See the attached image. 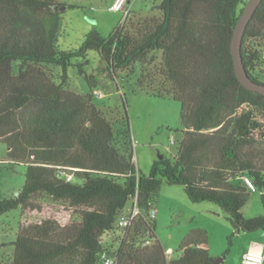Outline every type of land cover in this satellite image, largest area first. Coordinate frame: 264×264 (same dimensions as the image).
I'll return each instance as SVG.
<instances>
[{
  "label": "trees",
  "instance_id": "obj_1",
  "mask_svg": "<svg viewBox=\"0 0 264 264\" xmlns=\"http://www.w3.org/2000/svg\"><path fill=\"white\" fill-rule=\"evenodd\" d=\"M246 2L160 0L154 15L128 16L107 36L93 29L81 45L63 50V11L55 6L66 4L0 0V141L7 162L27 166L24 186L0 197V216L21 208L36 217L0 242V250L13 248L0 264H104L106 256L117 264H212L204 228L189 231L168 257L151 216L164 182L184 186L192 202L219 205L233 235L264 231V213H243L251 192L245 176L261 190L264 208V95L240 83L231 51ZM263 45L264 0L242 42L246 69L261 83ZM92 50L100 57L96 72L87 70ZM72 66L89 93L70 89ZM123 72L136 76L135 90L182 102L177 155L157 159L147 174L134 162L128 95L111 112L94 101L100 78L117 80ZM132 201L140 211L120 227Z\"/></svg>",
  "mask_w": 264,
  "mask_h": 264
},
{
  "label": "rangeland",
  "instance_id": "obj_2",
  "mask_svg": "<svg viewBox=\"0 0 264 264\" xmlns=\"http://www.w3.org/2000/svg\"><path fill=\"white\" fill-rule=\"evenodd\" d=\"M67 7L63 11V21L59 46L63 50L78 47L85 40L88 32L99 30L103 35L111 32L127 20L126 10L110 9L111 0H59ZM129 9L150 12L160 0H132ZM248 1V0H246ZM131 16V13H130ZM129 16V17H130ZM128 17V18H129ZM88 72L97 71L100 57L97 51H90ZM264 71V45L261 48ZM56 73L60 69L55 70ZM69 87L80 93H89L87 81L79 75L74 66L69 68ZM121 73L117 80L105 76L95 90L94 101L106 112L122 109L121 96L128 95V113L134 136V162L143 173H149L154 161L166 156L173 158L184 136L181 112L182 102L169 96L158 97L146 90L136 89V76L129 79ZM264 81V75L261 76ZM102 94V95H100ZM174 141V142H173ZM8 146L0 141V197H10L19 191L26 182L27 166L23 162L10 164L6 161ZM5 162V163H4ZM264 191V189H263ZM157 211L156 236L163 246L169 250L168 257L177 255L186 234L195 228H204L208 232L210 254L215 259H223L220 264H240L239 254L245 247L242 235L234 234V228L219 205L210 202H192L182 185L164 182L157 200L154 203ZM49 213H55L57 207L46 205ZM264 208L261 202V190L250 192V198L243 212L259 215L258 210ZM250 210V211H249ZM262 213V214H263ZM34 215H22L21 208L11 210L0 216V242H9L17 234L19 224L35 220ZM259 232L261 235L263 231ZM264 236H262L263 238ZM105 241H112L106 236ZM12 246L0 250V255L9 257Z\"/></svg>",
  "mask_w": 264,
  "mask_h": 264
},
{
  "label": "water",
  "instance_id": "obj_3",
  "mask_svg": "<svg viewBox=\"0 0 264 264\" xmlns=\"http://www.w3.org/2000/svg\"><path fill=\"white\" fill-rule=\"evenodd\" d=\"M263 0H248L240 13L238 22L233 32L231 51L234 59V67L240 83L249 90L257 91L264 95V83L255 81L248 73L242 55V42L249 22L254 16L258 6ZM55 9L65 10L67 6H55ZM163 155L160 157L162 158ZM223 259H215L212 264H220Z\"/></svg>",
  "mask_w": 264,
  "mask_h": 264
},
{
  "label": "built area",
  "instance_id": "obj_4",
  "mask_svg": "<svg viewBox=\"0 0 264 264\" xmlns=\"http://www.w3.org/2000/svg\"><path fill=\"white\" fill-rule=\"evenodd\" d=\"M129 0H113L110 6V9L113 11H121L126 10L127 17L130 16V9L127 7ZM102 95V94H100ZM174 142V141H173ZM72 177L69 176L68 179L70 180ZM244 180L248 185V188L251 192L257 191V186L254 183L253 179L249 176H245ZM140 211V208L137 204V201H132L127 208L124 210L122 215L118 220V225L120 227H126L131 224V222L136 218ZM157 211L155 208L151 210V216L156 217ZM104 264H117V261L114 257L106 256L104 260ZM240 264H264V252L249 249L247 250L241 259Z\"/></svg>",
  "mask_w": 264,
  "mask_h": 264
},
{
  "label": "crops",
  "instance_id": "obj_5",
  "mask_svg": "<svg viewBox=\"0 0 264 264\" xmlns=\"http://www.w3.org/2000/svg\"><path fill=\"white\" fill-rule=\"evenodd\" d=\"M111 1H113V0H111ZM132 2H133L132 0H129L128 4L131 6ZM130 11H131V16L129 17L130 20L138 19L140 17H150V16L154 15V10H152L150 12H143L141 10L137 11V10L130 9ZM243 213L246 217H254L255 216L253 214H249V213L247 214L246 211H244ZM262 213H263V209L258 210L259 215ZM155 218L156 219L158 218L157 214H156ZM241 235L244 238L245 247H244L243 251H241L239 254L238 261H240V263H241V259L243 257V254L249 249L264 252V237L262 238V236H264V234L261 235L259 232H251V233H243ZM168 251L169 250H167V253H168Z\"/></svg>",
  "mask_w": 264,
  "mask_h": 264
}]
</instances>
